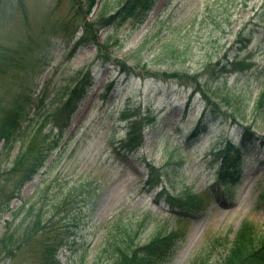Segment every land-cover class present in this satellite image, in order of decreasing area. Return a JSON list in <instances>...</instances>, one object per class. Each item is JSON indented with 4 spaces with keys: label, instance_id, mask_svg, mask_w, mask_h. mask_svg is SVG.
Instances as JSON below:
<instances>
[{
    "label": "rangeland",
    "instance_id": "rangeland-1",
    "mask_svg": "<svg viewBox=\"0 0 264 264\" xmlns=\"http://www.w3.org/2000/svg\"><path fill=\"white\" fill-rule=\"evenodd\" d=\"M121 1L98 0L87 13L85 0H0V45L21 51L30 44L33 54L27 58L37 63L34 72L40 75L35 92L45 89L51 99L82 76L88 88L57 147L17 191L16 177L8 171L20 143L10 150L0 144V238L5 231L19 236L30 222V206L43 223L51 216V222H68L58 212V202L70 187L89 184L96 195L75 208L83 217L57 251L58 264H110L104 233L117 214L126 222H144L142 242L157 228L184 232L164 264H218L243 224L264 232V120H256L248 108L254 136L243 148L238 182L228 190L217 186L215 198L186 219L176 218V210L157 194L159 186L148 183L149 165L154 176L168 172L174 192L200 193L215 182L218 149L227 139L237 143L243 126L233 122L225 105L222 115L199 122L204 100L185 77L202 83L211 65L217 69V62H229L224 71L216 70L215 84L233 88L251 102L264 87V0H151L145 16L136 10L109 25L94 24L98 44L109 38V45L89 42L74 50L83 23L101 7L105 18L111 16ZM167 43L175 48L168 49ZM237 60L249 66L235 69ZM120 62L129 69L122 72ZM11 72L0 80L9 91ZM138 105L150 107L153 120L142 130L141 146L126 153L119 143L127 121L119 116ZM199 123L205 131L189 140ZM162 183L170 186L164 176ZM0 264H36V258L26 247L12 257L0 250Z\"/></svg>",
    "mask_w": 264,
    "mask_h": 264
},
{
    "label": "trees",
    "instance_id": "trees-1",
    "mask_svg": "<svg viewBox=\"0 0 264 264\" xmlns=\"http://www.w3.org/2000/svg\"><path fill=\"white\" fill-rule=\"evenodd\" d=\"M97 1L85 0L87 13L91 12ZM150 4L151 0H122L117 4L116 13L107 18H105L104 7H101L93 20L83 23L82 35L75 42L73 49L76 50L89 42L99 45L97 28L94 24L109 25L117 18L123 19L132 15L136 10L145 16L151 7ZM241 41L239 39L238 43ZM110 43L112 42L108 38L99 46H107ZM21 48V51L17 49L11 51L0 45V80L6 78L5 75L9 74V69L12 70V83H7V86L11 85V90L3 89L0 85V144L10 150L16 143H20L8 171L10 177L14 176V179L16 177L15 191L31 180L44 165L61 140V134L67 127L71 115L88 91L86 77L82 76L72 81V84L63 92H57L58 94L56 93L51 99L45 89L36 93L35 88L40 77L39 73L34 72L37 63L27 58L29 53L33 54L30 44H23ZM167 48L174 49L175 46L167 43ZM98 56L100 57V54ZM120 64L122 72L129 69L125 67V62ZM217 64L219 66L217 69L222 72L229 62L222 64L217 62ZM232 66L235 69H244L249 66V63L237 60ZM209 69V76L202 83L194 76L185 77L195 84L204 100L199 122L208 115L209 118L222 115L224 112L221 105H225L226 112H230V118L233 122L241 123L243 131L238 143L226 140L223 147L218 149L216 159L220 161V164L215 170L216 183L212 185V189L205 188L200 193H192L184 189L174 192L168 172H159L154 176L155 168L149 165L151 171L148 175V183L159 186L158 195L165 197L167 203L176 210L178 219H186L187 213L203 210L212 201L211 190L216 189V186L227 189V186L232 187L238 181L243 148L254 136L253 125L247 123L248 108L250 107L249 110L254 113L256 120L262 119V122L264 120V87L249 102L233 88L216 85L217 69L213 65ZM162 74L167 78H178L176 73L162 72ZM193 91L196 89L194 88ZM62 97H65L64 100ZM192 98L191 95L188 97L186 107L190 105ZM119 117L127 121L126 136L120 140V148L126 153L135 152L143 141L142 130L153 120V112L150 107L142 109L138 105L133 110L130 107L124 108ZM203 123L192 128L189 140L203 129ZM48 124L49 127H47ZM45 127L49 130L47 131ZM163 176L171 188H167L162 183ZM86 185L89 184L70 187L69 192L62 195L57 204L58 212L62 213L63 218L67 216L68 222L61 224L51 222L50 219L54 217L51 216L47 223H43L40 213H32L33 206L28 207L27 215L31 216L30 222L24 226L19 236L13 237V231L10 233L5 231L0 238V250L4 251V256L12 257L16 251L26 247L34 253L36 264H58L57 251L67 243V238L72 231L70 227L78 226L83 217L81 211L75 208H78V203L83 199H91L96 195V189ZM10 197L12 194L6 197L5 204ZM125 220L122 214H117L107 224V231L104 233V249L110 253V264H164L184 237V232L180 229L162 231L157 228L153 230L147 241L142 242L140 234L143 231L144 222L141 220L131 223ZM226 250L218 264H264V232H260L253 225L243 224Z\"/></svg>",
    "mask_w": 264,
    "mask_h": 264
}]
</instances>
